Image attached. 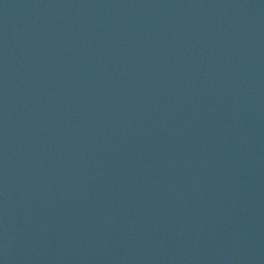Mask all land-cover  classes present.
<instances>
[{
    "label": "water",
    "instance_id": "obj_1",
    "mask_svg": "<svg viewBox=\"0 0 264 264\" xmlns=\"http://www.w3.org/2000/svg\"><path fill=\"white\" fill-rule=\"evenodd\" d=\"M0 264H264V0H0Z\"/></svg>",
    "mask_w": 264,
    "mask_h": 264
}]
</instances>
